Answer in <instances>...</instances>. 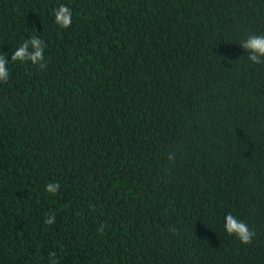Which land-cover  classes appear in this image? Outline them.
I'll use <instances>...</instances> for the list:
<instances>
[{
  "label": "trees",
  "instance_id": "trees-1",
  "mask_svg": "<svg viewBox=\"0 0 264 264\" xmlns=\"http://www.w3.org/2000/svg\"><path fill=\"white\" fill-rule=\"evenodd\" d=\"M251 34L264 0H0V53L38 35L47 63L0 82V264H264Z\"/></svg>",
  "mask_w": 264,
  "mask_h": 264
},
{
  "label": "clouds",
  "instance_id": "clouds-1",
  "mask_svg": "<svg viewBox=\"0 0 264 264\" xmlns=\"http://www.w3.org/2000/svg\"><path fill=\"white\" fill-rule=\"evenodd\" d=\"M72 10L66 5H59L54 10V22L61 29H68L72 25ZM45 41L38 35H33L30 39L24 40L11 54L10 61L7 54L0 53V82L7 83L10 78L9 63L21 62L29 63L38 70L47 68L45 57ZM240 48L247 52V61L253 65H264V34H251L243 39ZM176 159L174 152H169L168 160L174 162ZM60 189V184L49 182L45 186V192L56 195ZM56 222L54 213H49L44 223L53 225ZM100 230V229H98ZM224 231L228 236H235L242 245L251 244L256 233L242 220L231 213L224 218ZM49 264H56L55 259H51Z\"/></svg>",
  "mask_w": 264,
  "mask_h": 264
}]
</instances>
